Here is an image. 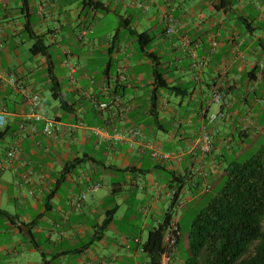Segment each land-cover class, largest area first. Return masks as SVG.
<instances>
[{
	"label": "crops",
	"instance_id": "crops-1",
	"mask_svg": "<svg viewBox=\"0 0 264 264\" xmlns=\"http://www.w3.org/2000/svg\"><path fill=\"white\" fill-rule=\"evenodd\" d=\"M95 1L107 5V13L94 12L88 0H0V109L8 130L0 142V147L6 145L0 150V211L6 213L0 214V264H150L143 245L163 223L174 194L181 205L172 211V221L179 226L177 211L186 204L199 205L212 183L219 182L222 161L212 157L215 141L238 137L244 153L264 134V0ZM214 2L229 5L219 10ZM107 15H115L118 26L97 35L96 27ZM169 16L176 23L173 35L164 30ZM121 17L130 18L137 32L163 33L151 52L162 58L168 84L184 96L173 94L172 100L160 95L157 121L149 112L150 62L134 51L133 40L117 33ZM30 32L48 46L60 87L63 78L55 72L52 48L62 56L68 82L61 91L68 111L51 94L52 102L46 99L49 65L43 56L30 54ZM197 63L203 67L195 69ZM123 71L124 82L117 76ZM108 89L115 90L121 103L115 111L99 112L94 102H107ZM214 92L223 97L216 111ZM34 93L41 98L45 118L84 126L65 130L56 140L46 138L42 123L26 121ZM126 106L132 110L124 116ZM211 114L221 117L208 125L212 148L205 155L202 126ZM146 118L152 119L151 132L168 133L163 120L173 124V140L183 143L182 154L172 156L152 142L141 126ZM195 123L196 130L188 131ZM23 124L26 130H21ZM32 124L35 133L29 132ZM130 127L141 131L133 146L92 133ZM151 145L170 159H152ZM10 151L15 158H8ZM96 184L99 188L90 191ZM81 194L86 199L73 206L72 199ZM179 253L174 247L162 263L177 264Z\"/></svg>",
	"mask_w": 264,
	"mask_h": 264
},
{
	"label": "trees",
	"instance_id": "trees-1",
	"mask_svg": "<svg viewBox=\"0 0 264 264\" xmlns=\"http://www.w3.org/2000/svg\"><path fill=\"white\" fill-rule=\"evenodd\" d=\"M87 5L97 14H105L108 11V6L100 1L88 0ZM227 5L229 3L223 5L214 2L215 8L219 10L225 9ZM167 18L164 20V30L169 35L166 31ZM126 30L128 31V39L133 40L136 44L137 54L140 57L147 58L150 62L152 83L149 89V112L154 121H157L160 111L159 97L162 92L169 95L184 96L183 93H176L178 88L168 84L162 58L151 52L152 46L163 33L161 30L157 32L154 30L151 32H137L131 29L130 18L121 17L117 33ZM29 37L33 40L30 54L32 56L41 55L48 62L49 92L52 99L58 102L63 111H68V102L61 91L58 79L53 74L54 67L48 46L45 45L42 37L37 36L34 32H30ZM201 64L203 65V63ZM121 74H123L124 81H126V72L117 73V76L120 77ZM110 93L111 97L109 98H117L116 106L119 107L121 100L115 95V90L108 89L107 95H110ZM126 107L132 110L131 106ZM211 115H215L216 118L221 117V114ZM208 125L211 124H209L207 118V124L203 125L202 128L207 126L208 131ZM7 135V129L1 130L0 142ZM218 188L219 190L210 199L207 207L197 215L192 224L189 238L190 252L194 259L192 262H187L190 264H264V145L249 160L239 163L236 159L229 163L228 167L222 172L219 182L212 183L210 191ZM176 195L177 192L174 194L173 204L166 213L163 223L158 228L150 231L148 240L143 245L144 252L150 258V264H163L162 258L167 252L164 237L172 222V211L181 203L177 202ZM0 214L6 216L3 211H0ZM111 220L112 216L104 221L97 231L95 240L100 238V232L108 226ZM176 226L179 231L178 224ZM179 239L180 235L176 237V243L172 250L178 246ZM169 252L167 253L169 254Z\"/></svg>",
	"mask_w": 264,
	"mask_h": 264
},
{
	"label": "rangeland",
	"instance_id": "rangeland-1",
	"mask_svg": "<svg viewBox=\"0 0 264 264\" xmlns=\"http://www.w3.org/2000/svg\"><path fill=\"white\" fill-rule=\"evenodd\" d=\"M151 15H152V11H151ZM124 16V15H122ZM127 16V15H125ZM118 26V18L115 15H107L105 20L100 23V25H98L96 27V34L100 35L102 33H104L105 31L111 32L116 30ZM114 28V29H113ZM94 34V36L96 35ZM128 31H121V36H125L128 37ZM89 39V37L87 38ZM53 49V57H54V65H55V72L56 74H58L59 76H61L63 78V81H61V87L62 89H64L66 87V83L68 82V78L67 75L65 73L64 68L61 65V55L59 51H57L56 48H52ZM134 51L138 52L136 44L134 43V47H133ZM57 53V54H56ZM59 59H58V57ZM61 56V57H60ZM83 62H85L82 59ZM90 69V67L88 68ZM91 74H95L96 70L93 71L90 70ZM77 78V77H76ZM149 78V77H148ZM38 80V79H36ZM148 80V79H145ZM82 82H85V80ZM89 82V81H88ZM87 82V83H88ZM84 86V85H83ZM86 86V85H85ZM45 96L46 99H50V101L52 102L51 98H50V93L45 92ZM161 97H170L173 100V95H168V94H163V92L161 93ZM231 97H227L225 99L226 103L228 104ZM219 103H214L213 106V110L216 111L219 109L218 107ZM231 113H233V111H230ZM152 123V119L150 118H146L145 120L142 121V127L145 131V133L150 137V139L152 140V142H155V140L162 144L164 146V149L168 152H170V154L172 156L178 155L179 153L182 154L183 149H182V145L183 143L181 142H177L175 141V139L173 140L174 136L176 137V133L173 132V124H170L167 120H163V123L166 125V127L168 128V133H165L161 130L158 129H154L153 132H151V129L153 130L154 126L151 124ZM219 123L221 124V126L225 123L223 122L221 119H219ZM196 123L193 125V127L191 129H189L188 131H194L196 130L195 127ZM236 126V124H235ZM234 125H232L230 128L235 127ZM195 127V128H194ZM221 130H225L224 128H221ZM212 142V140H211ZM250 141L246 142V144H249ZM264 145V134L262 135L261 139L252 146V148L250 150H247L244 153L240 152V141L239 138L236 137L235 141H226V142H221L219 140L215 141V148L212 151V157H215L217 160H221L222 161V172L228 167L229 163L235 161L236 159L238 160L239 163L245 162L247 160H249L250 158H252V156H254L256 154V152L261 148V146ZM6 148V145H3L0 147V150H3ZM159 173L162 176H168L170 177L166 172L164 171H159ZM211 182V181H210ZM187 190L189 188V184H187ZM206 189H204V191H206ZM219 190L215 189V190H208V192L203 196V201L199 204V205H194V204H186L182 209L177 211V216L176 219L179 222V226H180V231H181V236L179 239V244H178V249H179V259L177 261V264H182L185 263L187 261H193V257L192 254L190 252V232H191V227L192 224L194 223V220L196 219L197 215L204 210L210 199L215 195V193ZM189 192L186 193L185 196H183V198L185 200L188 199L189 197ZM145 261V260H144Z\"/></svg>",
	"mask_w": 264,
	"mask_h": 264
},
{
	"label": "built area",
	"instance_id": "built-area-1",
	"mask_svg": "<svg viewBox=\"0 0 264 264\" xmlns=\"http://www.w3.org/2000/svg\"><path fill=\"white\" fill-rule=\"evenodd\" d=\"M175 24L176 23L173 18L171 17L167 18L166 20L167 30L166 31L169 35H172L176 32ZM202 66L203 65L200 63V64L195 65L194 68L198 69L199 67H202ZM119 79L121 81L125 80V77L123 76V74L120 75ZM9 82L11 84L15 83L13 79H9ZM109 99H110L109 102H94V108L99 112H102V111L111 112L115 110L117 107L116 105H117L118 99L114 97L109 98ZM212 100L214 103L220 104L222 103V95L220 93H214L212 96ZM30 106H31V112L26 117V121L28 122L33 121L34 123H42L43 124L42 132L45 135V137L50 140L58 139L60 134L65 130L72 132L75 129L81 128L84 126L81 121H78L75 124H71V125H64L55 119L45 118L43 103L38 93H34L30 96ZM130 110L131 109L129 107H125L123 109V115L126 116L130 112ZM216 119L217 118L215 115H210L208 117L209 124H212ZM4 126H5V115L3 111L0 109V131L4 129ZM21 130H26V126L24 124L22 125ZM29 132L31 133L36 132V126L34 124L30 125ZM207 132H208L207 126H204L202 128L201 151L205 155L210 153V150H211V139ZM92 133L105 141L112 142L115 144L119 142L120 143L129 142L131 146L134 145L136 139H138L139 136L141 135L140 129L136 127L123 128V130L119 132H114V133H110L107 130L96 128L92 130ZM149 149H150V155L152 159L166 160V161L170 159L169 154L162 153L155 145H151ZM7 156L8 158H15V153L13 151H10ZM29 174H31V172H29ZM98 188H99V184H96V185H92L89 188V190L90 191L96 190ZM86 197H87L86 194H81L78 197H74L71 203L73 206L79 207L81 203L86 199ZM177 236H179V231L176 226V223L172 221L164 237V243H165L167 252L169 251H170L169 253L172 252V248L176 243ZM167 252L165 254L166 257L168 255Z\"/></svg>",
	"mask_w": 264,
	"mask_h": 264
}]
</instances>
